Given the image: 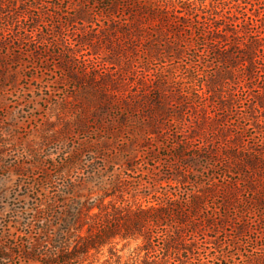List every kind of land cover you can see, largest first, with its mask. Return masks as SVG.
Here are the masks:
<instances>
[{
    "label": "trees",
    "instance_id": "16d2710c",
    "mask_svg": "<svg viewBox=\"0 0 264 264\" xmlns=\"http://www.w3.org/2000/svg\"><path fill=\"white\" fill-rule=\"evenodd\" d=\"M38 1L21 0L18 5L14 0H0V48L17 53L22 44L28 43L30 54H36V47H32L37 44L34 31L40 28L37 27L40 23H46L43 20L46 11L40 8ZM118 1L110 0L102 12H114ZM124 3L129 22H112L94 31L99 35L96 42L103 43L111 51L109 58L107 56L108 59L104 60L113 65L111 72L106 77L100 76L97 82L92 78L88 81L94 85L104 106L120 110L121 116L110 123L109 129L115 131L114 125L126 127L138 106L144 126L150 128L151 133L159 135L167 127V122L176 120L171 108L186 101L184 88H181L183 78L175 73V69L166 70V64L155 70H151L149 64L162 58L169 64L174 63L190 51L193 41L197 44L203 42L221 67L211 73L207 69L209 65L204 66L207 72L193 78L204 86L202 100L197 104L201 105L203 112L201 121L191 128L188 139L200 137L205 142L199 154L221 168L222 182L214 181L207 191L195 195L189 206L161 196L149 200L145 206L137 198L130 200L125 195L124 180L117 178L113 184L114 192H104V198L114 196L115 199L108 202L103 199L99 203L88 199L69 207L66 200L78 197L81 182L72 174L80 169L82 159L74 152L67 156L62 152L56 175L44 176L41 181L51 193L33 209L35 214L42 216L41 219L36 216L35 220L23 222L28 240L20 247V254H16L26 263L82 264L92 251L99 252L116 238H143L146 249L151 252L149 257H153L144 264H173L169 259L181 260V250L185 253L183 263L194 264L184 245L194 242V215L205 206L208 197L222 199L219 209H234L241 215L253 214L260 225L258 233L264 232V14L248 15L239 0H124ZM34 9H40V13ZM54 9L57 10L55 6ZM76 11L73 21L91 19L87 6ZM28 20H32L31 25ZM65 43V51L71 52L67 39ZM79 43L89 45L93 50L99 47L90 39ZM58 51L63 60L61 66L69 73L72 82L81 86L85 76L96 66L92 64L90 67L88 63L92 61L89 59L79 60L71 53L64 55L59 47ZM134 55L138 56L139 63ZM103 68L109 70L108 66ZM136 73L134 83L138 82L137 90L145 95L140 99H135L126 87L130 74ZM232 115L237 120L226 122ZM77 122L84 125L81 119ZM248 133L251 134L249 137ZM50 136L53 138L49 137L45 145L64 140L61 133ZM187 142H178L177 156H185L181 145L187 146ZM44 148L22 146L24 153L38 162L52 159L44 153ZM59 182V186L54 185ZM228 217L224 215L225 219ZM211 218L216 221V217ZM240 220L237 239L249 231L248 220L243 217ZM216 224L220 226V223ZM212 228L218 231L214 224ZM214 241L219 243L217 238ZM217 246L219 256L226 257L223 246ZM8 249L13 248L0 246V264L11 261L12 253ZM254 249L252 256L240 264H264V245Z\"/></svg>",
    "mask_w": 264,
    "mask_h": 264
},
{
    "label": "rangeland",
    "instance_id": "374dc122",
    "mask_svg": "<svg viewBox=\"0 0 264 264\" xmlns=\"http://www.w3.org/2000/svg\"><path fill=\"white\" fill-rule=\"evenodd\" d=\"M14 1L21 5V0ZM109 2L39 0L37 3L41 4L40 8L46 11L43 20L47 24L40 23L37 26L40 31H34L37 44L32 47H36V54H30L28 43L22 44V49L17 50V53L12 49L0 48V246L13 248L7 250L12 253L9 264H34L26 263L24 258L17 255L20 247L28 240L23 222L37 217L41 219L42 216L35 214L33 209L46 194H51L49 189L43 187L46 183L41 181L44 176L56 175L62 152L65 156L74 152L75 156L82 159L80 169L72 174L81 182L78 197L66 200L69 207L88 199L95 203L103 199L105 202L115 199L114 196L104 198V192H114L113 184L117 178L124 180L128 192L125 195L130 200L137 198L145 206L157 196L189 206L194 196L207 191L214 181L222 182L221 168L199 154L205 142L200 137L188 139L195 124L201 121L203 112L200 110L201 105L197 104L202 100L200 96L204 86H200L193 78L201 76L207 69L214 73L221 67L214 53L203 42L197 44L193 41L190 51L183 58L174 60V63L169 64V61L162 58L149 64L151 70L166 64V70L175 69V73L183 78L181 88H184L185 104H175L171 108L176 120L167 122L166 119L164 123L167 122V127L164 131H160L159 135L151 133L150 128L144 126L138 106L126 127L114 125L115 131L109 129L110 123L121 116L120 110L104 106L94 85L88 82L90 78L97 82L100 76L106 77L113 66L104 62L111 51L103 43L96 42L99 35L94 33L95 29L112 22H129L124 0L117 2L114 12H102L103 6ZM239 3L245 7L248 15L264 14V2L260 0H239ZM84 5L89 8L91 19L73 21L76 9ZM39 10L34 9L38 14ZM54 10L58 13L55 14ZM180 10L183 9L180 7ZM27 23L32 24V20ZM65 39L71 44V52L65 51ZM86 39L98 44L99 47H95L97 50L79 43ZM42 40L45 42H39ZM58 47L64 55L71 53L79 60L89 59L92 62L88 65L96 66L92 73L85 76L81 86L72 82L69 73L61 66L63 60L58 56ZM134 58L138 60V56L134 55ZM207 65L209 68L205 69ZM104 66H108L109 70L104 69ZM136 77L137 73L130 74L126 87L128 93L132 91L135 99H140L145 95L140 89L137 90L138 82L134 83ZM77 119L83 120L84 125H79ZM236 120V116L232 115L226 122L234 123ZM205 125L211 128L209 124ZM56 133H61L64 140L45 145L50 135ZM250 135L247 134L248 137ZM186 141L187 146L181 145L185 156H177L178 142ZM22 146H44V153L52 159L43 162L33 160L24 153ZM205 203L194 215V242L184 245L194 264H240L252 256L254 248L264 245V232L258 233L260 225L253 214L241 215L234 209H219L222 199L218 197H208ZM224 215L229 217L225 219ZM211 216L216 217V221ZM241 217L248 220L249 231L237 239ZM222 219L224 221L221 222ZM216 223H220V226ZM212 224L218 231L212 228ZM216 238L219 243L214 241ZM217 244L223 246L226 257L219 256ZM146 247L143 238H116L99 252L92 251L91 256L82 264H144L153 259L149 257L151 252ZM180 259L171 258L169 262L185 264L184 250L180 251Z\"/></svg>",
    "mask_w": 264,
    "mask_h": 264
}]
</instances>
